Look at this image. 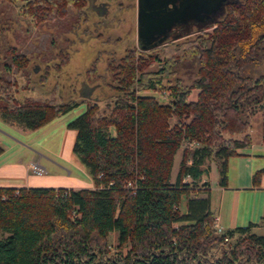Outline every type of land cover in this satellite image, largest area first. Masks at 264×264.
I'll use <instances>...</instances> for the list:
<instances>
[{
	"label": "trees",
	"instance_id": "trees-1",
	"mask_svg": "<svg viewBox=\"0 0 264 264\" xmlns=\"http://www.w3.org/2000/svg\"><path fill=\"white\" fill-rule=\"evenodd\" d=\"M19 1L22 15L41 23L84 5ZM212 24L211 31L203 29ZM205 26L111 59L112 93L102 106L90 98L18 101L16 79L7 75L13 67L25 71L30 57L16 45L0 48V117L34 130L84 103L66 126L76 130L72 152L94 185L0 186V264H264V235L252 232V223L217 231L208 197H190L197 184L184 181L199 177L209 160L217 166L218 184L226 185L227 160L251 145L256 115L264 142V70L256 69L264 67V0L228 1ZM153 62L156 68L147 69ZM185 63L196 66L190 83L178 76ZM95 72L92 67L86 74ZM158 89L165 100L140 93ZM263 173L264 167L253 173L254 184ZM184 197L187 213L181 214Z\"/></svg>",
	"mask_w": 264,
	"mask_h": 264
},
{
	"label": "rangeland",
	"instance_id": "rangeland-1",
	"mask_svg": "<svg viewBox=\"0 0 264 264\" xmlns=\"http://www.w3.org/2000/svg\"><path fill=\"white\" fill-rule=\"evenodd\" d=\"M108 2L106 11L100 14V17L93 13H84L85 18L82 19L79 13H83L84 7L77 8L71 5L63 15L41 23L22 15L18 6L21 4L19 0L14 3L0 0L2 52L5 46L16 45L21 52L30 57L25 71H16L13 67L12 72L7 75L11 81L16 79V90H13L12 94L18 101L48 99L59 102L90 98L96 99L100 106L103 105L107 96L112 93L110 74L107 70L109 61L123 55L126 49L138 45L136 0ZM214 26L215 24H212L202 28L211 31ZM197 29L192 27L189 31L193 34ZM156 66V62H153L147 69H154ZM92 67L96 70V76L86 74ZM256 69L263 71L264 67L260 65ZM195 74L196 66H190L188 63L178 70V76L184 83H190ZM91 84H95L94 88ZM195 92L196 88L191 90L189 100L195 97ZM140 93L155 95L161 100L166 99L165 91L160 89L142 90ZM83 109L84 103H81L72 111L57 117V121L26 133L18 123L0 117L5 123L3 127L0 126L5 131L0 132V143L6 149L1 158L6 156L8 159L21 160L29 165V173L35 176L58 171V165L70 168L76 173V169L67 164L61 155L66 149L62 137L66 121ZM259 120L258 115L252 119V139L260 135ZM186 146L187 144L183 143L174 154L172 178L178 168L182 150ZM34 164L44 168V172L36 174L32 170ZM3 235L4 232L0 231V238ZM108 241L114 250L116 237L110 235Z\"/></svg>",
	"mask_w": 264,
	"mask_h": 264
},
{
	"label": "crops",
	"instance_id": "crops-1",
	"mask_svg": "<svg viewBox=\"0 0 264 264\" xmlns=\"http://www.w3.org/2000/svg\"><path fill=\"white\" fill-rule=\"evenodd\" d=\"M196 91L198 92V89ZM197 92H195L196 95ZM196 95L192 100L196 99ZM56 119L57 117L47 124L57 121ZM3 123L0 119V126L3 127ZM28 131L30 130H24V133ZM111 131L114 132L113 129ZM0 132L5 133L1 128ZM75 134L76 130L68 128L65 124L62 140L63 143H66L64 144L66 149L63 153L61 152V155L65 158L67 164L76 169V173L70 168L58 165L59 170L53 173H45L41 176L31 175L29 165L24 164L21 160L8 159L6 156L1 158V155L6 151L4 148V151L0 154V186L93 188V181L88 170L79 163L80 161L72 152ZM262 167H264V142H262L259 135L257 138L252 139L250 146L237 148L236 154L228 158L226 185L218 184L217 166L215 162L209 160L204 161L201 165L203 171L199 177L192 180L187 176L184 181H195L197 184L195 186L196 191L190 197H208L209 209L214 214L215 224L222 231L252 223L251 231L264 235V173L260 176L257 184L252 181L253 173ZM177 169L172 178V165L171 180L174 179ZM203 188L206 189L203 190ZM186 205L187 202L184 197L179 206L181 214L187 213ZM186 222L182 221L180 223ZM110 235L117 236L114 231L110 232L108 236Z\"/></svg>",
	"mask_w": 264,
	"mask_h": 264
},
{
	"label": "water",
	"instance_id": "water-1",
	"mask_svg": "<svg viewBox=\"0 0 264 264\" xmlns=\"http://www.w3.org/2000/svg\"><path fill=\"white\" fill-rule=\"evenodd\" d=\"M232 0H137L136 35L142 49L156 47L191 31L173 33L176 25L195 23L199 30L213 22Z\"/></svg>",
	"mask_w": 264,
	"mask_h": 264
},
{
	"label": "flooded vegetation",
	"instance_id": "flooded-vegetation-1",
	"mask_svg": "<svg viewBox=\"0 0 264 264\" xmlns=\"http://www.w3.org/2000/svg\"><path fill=\"white\" fill-rule=\"evenodd\" d=\"M28 1V0H26ZM84 1V10L83 13H79V15H82V19L85 18L84 13H93L100 17V14H103L108 6V0H83ZM137 2V0H136ZM78 14V12H76ZM197 25L193 22L190 25H176L173 28V33H176L179 35V33H182L184 31L190 30L192 27H196Z\"/></svg>",
	"mask_w": 264,
	"mask_h": 264
},
{
	"label": "built area",
	"instance_id": "built-area-1",
	"mask_svg": "<svg viewBox=\"0 0 264 264\" xmlns=\"http://www.w3.org/2000/svg\"><path fill=\"white\" fill-rule=\"evenodd\" d=\"M32 170L36 173V174H42L44 172V168L40 167V166H37V165H32ZM215 227L217 229V231H222L221 228H219L216 224H215ZM224 240H228L227 237L224 238Z\"/></svg>",
	"mask_w": 264,
	"mask_h": 264
}]
</instances>
